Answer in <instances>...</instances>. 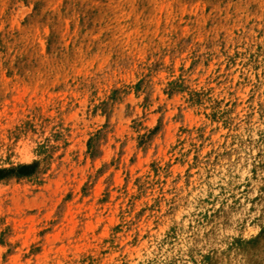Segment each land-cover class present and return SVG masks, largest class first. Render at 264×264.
<instances>
[{"label":"rangeland","instance_id":"1","mask_svg":"<svg viewBox=\"0 0 264 264\" xmlns=\"http://www.w3.org/2000/svg\"><path fill=\"white\" fill-rule=\"evenodd\" d=\"M0 264H264V0H0Z\"/></svg>","mask_w":264,"mask_h":264}]
</instances>
